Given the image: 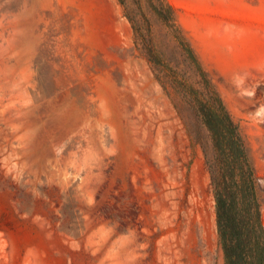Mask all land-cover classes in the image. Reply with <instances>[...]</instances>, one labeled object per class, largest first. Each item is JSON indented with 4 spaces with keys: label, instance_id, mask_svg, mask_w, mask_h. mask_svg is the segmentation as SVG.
Returning <instances> with one entry per match:
<instances>
[{
    "label": "rangeland",
    "instance_id": "obj_1",
    "mask_svg": "<svg viewBox=\"0 0 264 264\" xmlns=\"http://www.w3.org/2000/svg\"><path fill=\"white\" fill-rule=\"evenodd\" d=\"M169 1L241 128L264 216V0ZM165 81L118 0H0V264H225L211 138Z\"/></svg>",
    "mask_w": 264,
    "mask_h": 264
},
{
    "label": "trees",
    "instance_id": "obj_2",
    "mask_svg": "<svg viewBox=\"0 0 264 264\" xmlns=\"http://www.w3.org/2000/svg\"><path fill=\"white\" fill-rule=\"evenodd\" d=\"M118 2L134 30L136 46L151 63L156 79L166 89L165 78H174L175 86L209 132L212 151L205 156L225 264H264L259 177L241 128L187 38L174 6L169 0ZM166 41L175 44L182 62L169 57Z\"/></svg>",
    "mask_w": 264,
    "mask_h": 264
}]
</instances>
